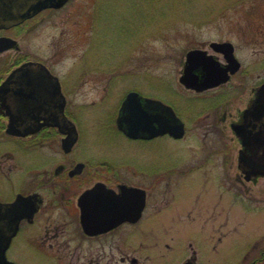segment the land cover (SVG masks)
Returning <instances> with one entry per match:
<instances>
[{"label":"flooded vegetation","instance_id":"obj_1","mask_svg":"<svg viewBox=\"0 0 264 264\" xmlns=\"http://www.w3.org/2000/svg\"><path fill=\"white\" fill-rule=\"evenodd\" d=\"M25 21L0 24V37L16 41L0 52V83L22 63H42L17 53L13 58L6 54L19 51L11 33ZM212 41L226 40L193 47L203 53L193 58L188 84L182 77L189 49L180 62L178 88L156 95L134 91L142 104L155 99L170 106L183 123L182 137L167 132L127 137L118 118L127 114L120 108L131 91L119 103L116 132L130 142L146 143L157 138L182 143L189 135L196 139L201 134L200 140L203 137V144L209 145L206 153L198 155L200 159L214 156L223 160L227 176L232 175V160L236 159L237 175L258 184L264 177V58L240 57L232 41L221 48L212 46ZM205 76L206 81L202 80ZM31 77V85L21 89L24 91H0V203L11 205L21 197L17 207L4 210L0 218V247L6 258L21 264L15 253H30L45 256L49 264H147L151 260L155 264L160 258L165 264H203L200 248L188 234L183 240L179 235L180 224L198 229V210L191 203L167 199L175 195H169L173 190L165 179L184 175V170L174 173L165 167H149L143 171L133 163L132 168L124 169L117 157L83 152L81 130L69 114L66 92L45 91L47 79L41 80L40 73ZM8 82L15 88L18 80L14 77ZM179 98L186 100L184 106L177 105ZM146 109L150 118L153 113L167 117L153 105ZM194 109H201L202 119L192 115ZM119 124L126 126L123 119ZM137 175L144 182L135 180ZM129 188L142 191L132 194ZM174 253L177 256L172 261L169 256ZM241 257L240 264H264V241L256 242L252 249L246 247Z\"/></svg>","mask_w":264,"mask_h":264},{"label":"rangeland","instance_id":"obj_2","mask_svg":"<svg viewBox=\"0 0 264 264\" xmlns=\"http://www.w3.org/2000/svg\"><path fill=\"white\" fill-rule=\"evenodd\" d=\"M202 3L209 8L197 6L185 13L197 14L195 22L177 17L163 23L160 16L159 22L144 26L140 23L147 21L149 9L143 0H68L13 29L19 51L6 54L40 60L59 77L69 99V114L81 130L83 152L117 157L124 169L134 164L143 171L149 167H165L174 173L184 170V175L165 179L173 190L169 195H175L169 201L191 203L199 212L198 229L179 225L181 239L188 234L200 248L203 264H240L246 247L252 249L264 241V177L257 184L238 176L236 159L231 176L223 160L200 159L198 155L206 153L209 145L203 144V137L200 140L201 134L196 139L189 135L182 143L164 138L130 142L116 132L114 124L127 91L156 95L178 88L180 62L190 48L229 40L240 50V57L264 58V0ZM136 20H140L137 27ZM185 101L179 98L177 105L184 106ZM200 110L194 109L192 115L202 119ZM139 179L144 182L135 176ZM2 192L0 187V198ZM176 256L169 257L174 261ZM15 257L21 264H49L45 256L15 253ZM159 260L155 264H165Z\"/></svg>","mask_w":264,"mask_h":264},{"label":"water","instance_id":"obj_3","mask_svg":"<svg viewBox=\"0 0 264 264\" xmlns=\"http://www.w3.org/2000/svg\"><path fill=\"white\" fill-rule=\"evenodd\" d=\"M67 0H0V24H7L8 22H18L26 17H30L46 7H59ZM15 41L8 37H0V52L10 46ZM229 42H212L211 45L217 48H221L225 45H229ZM203 53L202 50L192 49L187 55L186 59L188 66L186 67L185 75L182 77V81L186 83V79L189 78L190 69L192 66L193 58ZM39 74L41 80L47 79V89L45 91H61L59 80L56 76L50 74L49 70L42 64L36 62H26L15 70L7 77V79L0 84V91H24L28 88L27 84L31 85L33 74ZM17 82L16 87H11L8 82L11 78H14ZM208 76H205L202 80L206 81ZM191 81V80H190ZM24 82L26 84H24ZM210 82V79H208ZM188 84V83H186ZM24 89V90H21ZM146 99V98H145ZM146 104H142L140 96L137 92L131 91L124 98L120 110H127V114L123 118H118V126L122 128L124 133L130 138H137L138 136H146V132H150V136H156L163 133H169L173 137H181L184 133L183 123L179 121V118L174 113L173 109L161 103L155 99H146ZM153 105L154 108H158L166 118L161 117L159 113H153V117L150 118L149 112L146 106ZM119 119H123L126 126L121 127ZM165 120V121H164ZM72 124V122H71ZM74 126V124H72ZM142 133V134H140ZM264 168V165H263ZM142 191L138 188H129V192L136 193ZM142 202L143 196H140ZM21 201V197L18 196L17 200L11 205L0 203V218L3 215L4 210L14 209ZM141 209V207H140ZM19 214L14 215V219L11 224H17ZM2 222L0 221V226ZM1 229V228H0ZM0 264H14L6 259L4 254V248L0 247Z\"/></svg>","mask_w":264,"mask_h":264},{"label":"trees","instance_id":"obj_4","mask_svg":"<svg viewBox=\"0 0 264 264\" xmlns=\"http://www.w3.org/2000/svg\"><path fill=\"white\" fill-rule=\"evenodd\" d=\"M145 2H148L149 9L147 21L143 20V23H140V20H136V27L139 23L145 26L146 23L147 25H151L155 21L159 22L160 16L163 23L173 22L177 17L186 18L189 22H195L197 21L196 18H199L197 14L192 17L186 16L185 13L188 11L193 12V9H196L197 6L209 8V6H205L204 3H202V0H143V4Z\"/></svg>","mask_w":264,"mask_h":264}]
</instances>
